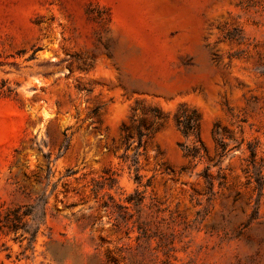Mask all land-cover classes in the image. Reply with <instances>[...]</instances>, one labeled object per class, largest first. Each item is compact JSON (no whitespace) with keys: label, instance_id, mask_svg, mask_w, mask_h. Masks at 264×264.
<instances>
[{"label":"rangeland","instance_id":"1","mask_svg":"<svg viewBox=\"0 0 264 264\" xmlns=\"http://www.w3.org/2000/svg\"><path fill=\"white\" fill-rule=\"evenodd\" d=\"M0 264H264V0H0Z\"/></svg>","mask_w":264,"mask_h":264},{"label":"trees","instance_id":"2","mask_svg":"<svg viewBox=\"0 0 264 264\" xmlns=\"http://www.w3.org/2000/svg\"><path fill=\"white\" fill-rule=\"evenodd\" d=\"M96 112V111H94ZM148 118L150 120L149 128L147 130H143L140 127V124H135L131 126L129 130L127 127L121 126V137H120V145L123 146V152L120 154V158L122 160H130L128 164L129 167H133L134 171L138 170V155L140 147L147 141V139L151 136L154 127H159L163 120L164 116L158 111L155 107H149L147 109ZM173 123L176 128L180 131V133L184 137H197L198 125H199V115L194 109L181 108L178 109L173 115ZM217 131L215 129L212 130V135L218 145V155L219 157L223 155L226 144L220 140L217 136ZM132 138V140H130ZM134 143L133 153L131 155L127 154V150L130 145ZM184 150V154L186 156L194 157L198 153L199 147L193 145H182ZM251 155L253 156V152L251 151ZM138 176V175H136ZM105 180L108 181V186H112L113 177L112 175H108L104 177ZM43 203H46V199L43 200Z\"/></svg>","mask_w":264,"mask_h":264}]
</instances>
